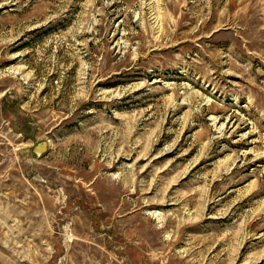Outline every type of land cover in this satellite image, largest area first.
I'll return each instance as SVG.
<instances>
[{
    "label": "rangeland",
    "instance_id": "374dc122",
    "mask_svg": "<svg viewBox=\"0 0 264 264\" xmlns=\"http://www.w3.org/2000/svg\"><path fill=\"white\" fill-rule=\"evenodd\" d=\"M0 264H264V0H0Z\"/></svg>",
    "mask_w": 264,
    "mask_h": 264
}]
</instances>
